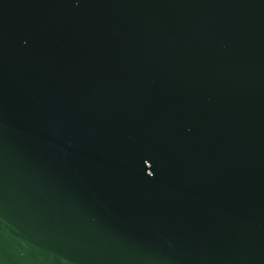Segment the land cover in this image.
I'll list each match as a JSON object with an SVG mask.
<instances>
[{
    "label": "water",
    "instance_id": "95a60500",
    "mask_svg": "<svg viewBox=\"0 0 264 264\" xmlns=\"http://www.w3.org/2000/svg\"><path fill=\"white\" fill-rule=\"evenodd\" d=\"M0 264H264V0H0Z\"/></svg>",
    "mask_w": 264,
    "mask_h": 264
}]
</instances>
